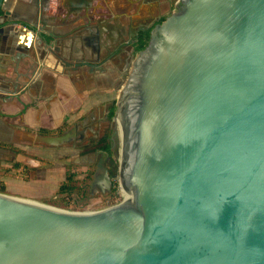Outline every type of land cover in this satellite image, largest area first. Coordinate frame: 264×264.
Wrapping results in <instances>:
<instances>
[{"label":"water","instance_id":"water-1","mask_svg":"<svg viewBox=\"0 0 264 264\" xmlns=\"http://www.w3.org/2000/svg\"><path fill=\"white\" fill-rule=\"evenodd\" d=\"M127 68L113 117L132 196L70 211L0 191V264H264V0H177ZM29 94L0 105L20 115Z\"/></svg>","mask_w":264,"mask_h":264},{"label":"crops","instance_id":"crops-1","mask_svg":"<svg viewBox=\"0 0 264 264\" xmlns=\"http://www.w3.org/2000/svg\"><path fill=\"white\" fill-rule=\"evenodd\" d=\"M134 1L6 0L9 15L2 11L0 16V89H30L29 96L22 97L28 104L22 114L18 115L20 104L0 105V111L15 114L0 115V135L7 143H32L34 134L60 128L69 114L78 111L87 94L80 92L77 81L92 74L85 66L77 68L74 64L79 59L105 57L104 47L110 34L119 41L125 24L135 15L131 3ZM27 23L35 25L37 32L25 27ZM96 32L100 34V56L84 39ZM105 65L109 68L108 63ZM95 74L103 83L110 72Z\"/></svg>","mask_w":264,"mask_h":264},{"label":"rangeland","instance_id":"rangeland-1","mask_svg":"<svg viewBox=\"0 0 264 264\" xmlns=\"http://www.w3.org/2000/svg\"><path fill=\"white\" fill-rule=\"evenodd\" d=\"M176 2L177 0L171 2L173 9ZM171 11L167 13L161 11L158 14L168 15ZM126 54L127 52L123 54V57ZM132 60L112 59L108 67L112 69L115 66L116 71L109 74V81L100 83L101 81L93 79L86 80V82L78 80L80 92L87 94V100L82 103L77 112L69 114L68 120L64 121L60 128L39 131L45 134H55L74 124H78L82 129L83 127L80 126L88 123L85 134L89 140L101 139L99 146L109 143L110 151L103 154H90V156L82 154L91 147L86 148L80 145L75 147L71 144L50 146L36 142L12 143L11 146L22 154L20 158L11 159L0 156L3 157L0 158V185L6 187V193L70 211H96L124 199L119 177V160L122 149L120 125L116 118L109 115L108 111L110 112L112 106H116L120 88L127 78L128 68L126 69V66ZM88 78L90 77L87 75L86 79ZM89 114L92 119L83 123L82 118ZM99 172L100 176L106 172L109 173L110 182L106 183L105 187H101L96 181L94 186L92 185L93 178ZM66 181H70V184L74 186L69 194L60 191ZM84 188L87 192L82 196ZM62 206H67V208Z\"/></svg>","mask_w":264,"mask_h":264},{"label":"flooded vegetation","instance_id":"flooded-vegetation-1","mask_svg":"<svg viewBox=\"0 0 264 264\" xmlns=\"http://www.w3.org/2000/svg\"><path fill=\"white\" fill-rule=\"evenodd\" d=\"M172 0H135L132 4V10L135 13L134 16H132V18L130 20L132 21H128L125 24V31L124 34L123 32L120 33V40L119 41H115L114 37L112 36V34H110V40L107 41L108 44H105V57H103L102 59H100V54H101V45H100V34L98 32L96 33H91L89 35H87L86 37H84L85 39V43L88 44V46H90V48L92 49V51L96 54L99 55V58H95V59H91V60H87V59H79L76 63L78 62H82V61H88L91 62L95 65L88 66V65H78L76 66L77 68H81L83 66H85L88 69V72L91 73L92 75H88L90 78L85 79V81L87 80H98V78L96 77L97 75H94V72L96 71H107V72H113L116 71V67L114 66V68L110 69L107 68V66L105 65L106 63H108L109 65L112 63V59L117 58L120 61L124 60H128V59H133L134 56L136 55V53L138 52L137 47L139 44V39H140V35L142 32L146 31V30H151L153 26H155L157 23H159V21L163 18L166 17L167 15H161L158 14V12H168L169 10H173L172 6ZM140 6V9L138 10ZM137 9V10H136ZM2 14V13H1ZM0 14V16H1ZM137 19L134 23L133 21ZM123 34V35H122ZM127 37V38H126ZM126 48H129L128 50H126ZM125 52H127L126 56L123 57V54H125ZM75 63V64H76ZM127 63V62H126ZM74 64V66H75ZM100 64V67H98ZM109 113V111H108ZM2 115V114H0ZM88 119V120H86ZM92 119L91 114L86 115L82 118V122L84 123L85 121H90ZM82 126H84V129H80L78 124H74L73 126L60 131L58 133L55 134H45L42 132H39L38 134H43V135H61L63 134L65 131H67L70 128L75 127V134L73 135V137H71L69 140L63 142L62 144L58 145V146H63L65 144H71L72 146H84L86 148H90L88 149V151H86L84 154L90 155V154H103L104 152H107L103 149H101L99 147V140L94 139V141L89 140V137L86 136L85 134V128L88 127V123H84ZM7 139L5 137H3L2 135H0V146H3L5 148H7L8 151H1L0 152V156H5V158L9 157L11 158H20L21 154L20 151H17L15 149H13V147H11V143H7L6 142ZM33 142H36L35 140H33ZM32 142V143H33ZM91 142V143H90ZM96 144L97 146H93ZM15 151V153H13V151ZM3 158V157H0ZM97 166H99V164H97ZM98 168V167H97ZM98 170V169H96ZM99 171V170H98ZM102 171V170H101ZM109 173L106 172V174H104L103 176H100V172L99 174H97V179L96 182L98 183V185H100L101 187H105L107 186V184H109L110 182V176L108 175ZM95 178V177H94ZM93 178V179H94ZM101 179L102 183H99L98 180Z\"/></svg>","mask_w":264,"mask_h":264},{"label":"trees","instance_id":"trees-1","mask_svg":"<svg viewBox=\"0 0 264 264\" xmlns=\"http://www.w3.org/2000/svg\"><path fill=\"white\" fill-rule=\"evenodd\" d=\"M164 19H165V17H163V18L159 21V23H160L162 20H164ZM149 37H150V30H146V31H144V32L141 33V35H140V39H139V44H138V47H137V50H138V51L141 50V49H143V48L147 45L148 40H149ZM115 110H116V106L114 105V106L111 107L110 112H109V115H110L111 117L114 116V114H115ZM11 147H12V146H11ZM99 147H100L101 149L107 151V152L110 151V144H109V143H104V144L100 145ZM13 149H14V148H13ZM86 186H87V185H86ZM73 187H74V186H72V185L70 184V181H66V182L61 186L60 191H61V192H64V191H65V192H67V194H69ZM0 191H1V192H6V187H5L4 185H0ZM86 192H87V190H85V188H84L83 191H82V193H83L82 196H84V195L86 194ZM57 206H61V205H58V204H57ZM62 207L67 208V206H62Z\"/></svg>","mask_w":264,"mask_h":264},{"label":"bare ground","instance_id":"bare-ground-1","mask_svg":"<svg viewBox=\"0 0 264 264\" xmlns=\"http://www.w3.org/2000/svg\"><path fill=\"white\" fill-rule=\"evenodd\" d=\"M117 121H118V123L120 125V134H121L120 115L117 116ZM98 182L102 183V180L99 179ZM121 188H122V191H123L124 198H130L132 196V192L129 189L125 188L123 185H121Z\"/></svg>","mask_w":264,"mask_h":264}]
</instances>
